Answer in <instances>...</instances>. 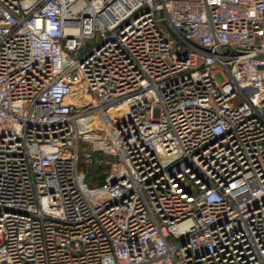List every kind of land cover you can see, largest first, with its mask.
<instances>
[{
  "label": "built area",
  "instance_id": "built-area-1",
  "mask_svg": "<svg viewBox=\"0 0 264 264\" xmlns=\"http://www.w3.org/2000/svg\"><path fill=\"white\" fill-rule=\"evenodd\" d=\"M0 264H264V0H0Z\"/></svg>",
  "mask_w": 264,
  "mask_h": 264
},
{
  "label": "trees",
  "instance_id": "trees-1",
  "mask_svg": "<svg viewBox=\"0 0 264 264\" xmlns=\"http://www.w3.org/2000/svg\"><path fill=\"white\" fill-rule=\"evenodd\" d=\"M103 166H93L89 169L91 175V182L100 183L102 179V174L99 171L103 170Z\"/></svg>",
  "mask_w": 264,
  "mask_h": 264
}]
</instances>
